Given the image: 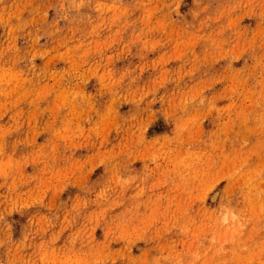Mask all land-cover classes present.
Instances as JSON below:
<instances>
[{
    "label": "rangeland",
    "instance_id": "374dc122",
    "mask_svg": "<svg viewBox=\"0 0 264 264\" xmlns=\"http://www.w3.org/2000/svg\"><path fill=\"white\" fill-rule=\"evenodd\" d=\"M0 264H264V0H0Z\"/></svg>",
    "mask_w": 264,
    "mask_h": 264
}]
</instances>
